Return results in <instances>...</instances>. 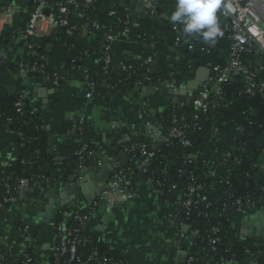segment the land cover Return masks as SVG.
Here are the masks:
<instances>
[{"label": "trees", "instance_id": "16d2710c", "mask_svg": "<svg viewBox=\"0 0 264 264\" xmlns=\"http://www.w3.org/2000/svg\"><path fill=\"white\" fill-rule=\"evenodd\" d=\"M62 1L65 0H49L48 3L54 7ZM12 3L23 4L21 0H12ZM175 4L176 2L171 0L161 1L162 14L167 16L165 22L160 19L156 7L154 16L145 13L141 19H133L117 8H112L108 0H100L96 4L95 9H101L103 6L107 9L103 17L108 21L109 34H121L129 29L131 39L139 45H143L147 34H154L162 51L173 48L180 54L173 68L159 67L156 64L148 66L143 59L126 64L128 70H124L113 61L108 71L96 79L97 86L103 87L107 93H117L121 89L120 86L126 84L130 93L142 97L146 107H138L147 112L149 98L137 89H163V84L167 81H175L177 89H181L196 78L200 68L208 65L224 68L229 64L231 42L218 37L214 43L206 42L199 34L183 32L182 25L170 22ZM112 11L116 12L115 16L110 15ZM89 13L84 11L86 16H89ZM71 17H75V14ZM127 22L129 25H126ZM85 23L80 22L79 26ZM134 24L138 26L133 27ZM78 38L79 32L69 36L66 30H61L57 36V42L70 50V59L61 72L49 68L44 41L41 47L36 49L37 56L28 59L29 66H44V69L42 73L28 75V79L34 83H46L55 73L60 72L64 76L60 84L63 86L71 76H83L81 69L86 65L89 52L78 45ZM4 39H10V44L15 43L11 35L7 34ZM178 40L179 45L176 47ZM191 47L193 49H190ZM258 60L260 57L253 53L242 58L244 64L253 66L252 70ZM174 68L177 69L176 72L173 71ZM9 69H12V66L0 55V74ZM147 78L151 79L149 87L144 86ZM137 82H143V86L138 87ZM246 86V78L238 76L223 84L221 96H216V86L209 83L211 104L206 113L196 109L188 101L175 104L172 99L167 107L154 113L164 135H168L172 129L183 128L185 137L190 142L189 147H184L179 139L172 138L161 149H156L145 138L137 137L125 145L110 143L99 147L88 144L85 158L80 159L77 153L83 146H77L70 150V160L63 163V167L68 170L66 174L59 171V164L47 152L41 115L26 97L28 87L22 90L23 94L0 93V135L15 133L22 137L17 145L16 162L0 171V201L18 197L21 180H29L33 186L44 182L55 186L62 180L69 179L81 166H87L93 160L99 163L107 155L119 161L123 154H127L128 164L122 171L131 183L132 192L136 191V182L141 180L151 183L162 199L178 197L184 201L191 188L202 187L194 197L199 201L198 205L190 210L179 208L180 214L175 219L177 226L183 223L184 226H192L199 231L198 241L194 244L186 264H229L246 257L257 259L258 255H262V258L257 261L264 264V242L255 239H236L233 242L228 240L233 215H239L240 209L241 215L247 216L252 209L264 208V179L261 170L256 168L264 153V98L260 95L245 94ZM18 102L23 104L21 111L18 110ZM78 127L81 128L79 132L82 135L92 137L89 119L82 125L78 124ZM134 145H147L149 151L155 154V158L147 165L139 150L127 153L126 150ZM209 148L217 151L218 158L227 161L229 165L239 163L240 167L228 176V184L206 176L205 155ZM251 193L254 194L253 197ZM202 198H206V201H201ZM238 202H241V207ZM63 213L70 215L64 217ZM86 214L67 209L57 212L56 226L61 224L71 231L82 232L83 225L77 218ZM214 229H218V232ZM31 233L34 238L33 245L23 247L21 252L8 246L1 247L0 256L3 260L0 264H39L35 260L38 231L31 227ZM74 238L78 241L84 239L82 234H75ZM93 251H99L100 258L88 263ZM28 259L32 262L27 263ZM190 259L193 261L190 262ZM45 264H126V261L122 254L111 250L103 242L85 241L79 244L78 258L75 261L71 262L68 256H58L55 251Z\"/></svg>", "mask_w": 264, "mask_h": 264}, {"label": "crops", "instance_id": "0c3cea01", "mask_svg": "<svg viewBox=\"0 0 264 264\" xmlns=\"http://www.w3.org/2000/svg\"><path fill=\"white\" fill-rule=\"evenodd\" d=\"M108 1L112 8H117L133 19H141L146 13L144 8L137 4L133 6L136 0ZM161 1L159 0V5L155 4V7L160 19L165 22L167 16L162 14ZM7 4V0L0 2L1 7ZM105 13V6L91 11L92 21H97L99 29L91 25L81 26L82 32L77 43L89 52L83 76H71L60 87H54L49 82L34 83L20 72L19 65L27 58L22 31L30 17L28 6L18 7L13 26L5 31L6 34H0V55L12 66V69L0 74V93L18 94L28 87L26 97L41 115L47 152L59 164V168L70 160V150L73 147L84 144L99 147L110 143L122 145L127 137H143L156 149L160 145L163 147L166 136L159 130L154 113L167 107L170 99L175 103L178 98L175 104H183L194 94L188 91L187 85L177 90L170 89L174 92L171 96H147L144 93L149 98L147 112L136 106V95L129 92L126 84L120 86L121 89L117 93H107L103 87L97 86L94 95L88 99L86 80L95 82L104 73V35L109 34L108 21L103 17ZM216 16L217 20L222 21L217 13ZM72 20L74 23H80L75 17ZM7 34L11 35L14 44H10V39L5 41ZM109 35L113 38V61L118 65L153 56L155 64L159 67L173 68L179 60L180 54L175 49L162 51L157 38L153 42L144 41L143 45H139L134 41L125 40L118 32ZM48 44L53 47L48 49ZM44 45L49 68L53 71H63L70 59V50L58 43L56 38L45 41ZM81 118L89 119L92 137L88 138L79 132L78 122ZM21 140L22 137L15 133L0 135V171L16 162L17 145ZM205 161L208 178L223 181L230 175L231 166L223 164L214 149H208ZM113 163L118 165V169L108 177L109 184L115 174L125 167L121 159L117 161L105 155L99 163L93 160L87 166H81L73 176L57 184V189L44 182L33 186L30 192L21 190L13 205L0 210V248L8 246L21 252L23 241L17 233V228L22 224L29 225L38 231L35 260L39 264H45L55 248L56 213L65 209L86 213L95 208L93 219L83 229V236L87 241L105 243L111 250L122 254L126 264H186L194 244L198 241L199 231L192 226L179 227L175 224V219L180 214L177 198L162 199L151 183L140 180L136 182V194L133 199L128 203L109 207L103 201L102 194L99 195L103 184L97 185L94 175L102 170L103 166ZM258 164L264 179V153ZM93 184L94 193L88 192L96 197L88 202L82 188L91 190L90 185ZM74 185H78L79 193L71 192ZM52 190L57 197H48ZM48 206L51 212L48 218L44 219L42 214ZM232 219L228 233L230 242L236 239L264 242V208L252 209L247 216L233 215ZM229 264L260 263L253 257H246Z\"/></svg>", "mask_w": 264, "mask_h": 264}, {"label": "built area", "instance_id": "2783aa9c", "mask_svg": "<svg viewBox=\"0 0 264 264\" xmlns=\"http://www.w3.org/2000/svg\"><path fill=\"white\" fill-rule=\"evenodd\" d=\"M8 4L5 7H2L0 12V34L5 33V31L12 27L15 21V18L18 14V7L25 5L28 6L30 10L29 21L22 31V39L26 43V55L27 58L21 62L19 65L20 72L24 75L30 74H39L42 73L44 66H29L28 59L31 57L37 56V48L41 47V44L44 41L55 39L61 32V30H66V33L69 36H73L76 32H79V36L82 32V27L79 26V23H74L73 18L71 17L75 14V18L79 22H86L83 24V27L93 26L96 29H99V24L97 21H92L91 11L95 9L96 4L100 0H65L54 7H51L48 3L49 0H21L23 4H13L12 0H7ZM143 5L146 13H149L151 16L155 15V2L154 0H137ZM264 1V0H263ZM45 9H51L49 15L44 14ZM84 11H88L89 16L84 14ZM217 14L222 18V21L217 20V27L219 31L218 38L227 39L231 42V54L229 59V64L226 67L208 65L207 68L210 71L208 81L204 84L203 88L195 92L190 98V102L193 106L206 113L210 108V93L208 89L209 83H213L216 86L215 95L221 96L222 88L221 86L233 78L242 76L247 80V86L244 90L247 95H260L264 98V23L257 13L254 6L248 0H221L220 7L217 10ZM111 16H115L116 12L112 11ZM92 22V23H91ZM126 25H129L127 22ZM138 24H134L133 27H137ZM121 36L132 42L133 40L130 37V30L126 29L121 33ZM156 40L154 34H147L144 37V41L153 42ZM113 38L108 33L104 35V45H103V57H104V73L108 71L110 66L113 64ZM179 45V40L176 43V47ZM190 49H193L192 47ZM255 54L257 57H260L255 63V69L252 70V65H246L242 61V58L246 55ZM5 58V57H4ZM6 59V58H5ZM155 64V58L149 56L145 59V65L151 66ZM124 70H128L126 64L121 65ZM174 72L177 69H173ZM85 69H81L83 74ZM216 77V79H214ZM64 76L58 72L49 79L54 87H59ZM148 83H151V79L147 78L144 86H148ZM138 87L143 86V82H137ZM87 86V98L90 99L97 85L91 80H86ZM149 87V86H148ZM147 88V87H144ZM152 88V87H149ZM155 91L160 90L159 88H152ZM163 89H174L177 90L175 81H167L163 84ZM23 94V92H21ZM136 106L146 107V104L139 96L134 97ZM18 110L21 111L23 104L22 102L17 103ZM36 111V110H35ZM145 112V111H144ZM86 118H81L78 122L79 125H82L86 122ZM176 122V121H175ZM158 128L162 131V126L158 124ZM185 128V127H184ZM81 132V128L78 127ZM163 133V131H162ZM166 136V143L169 139H179L184 147H189L190 142L186 139L183 128L172 129L170 133ZM137 137H127L122 145L129 144L132 140ZM87 145L84 144L83 149L77 153V156L80 159L85 158L87 152ZM139 150V153L145 158V164H149L154 158L155 154L149 151L147 145H134L131 149H127L126 152L129 153L133 150ZM217 154V151H216ZM196 159V158H195ZM222 161V160H221ZM227 161H222L223 164H227ZM231 173L235 172L239 167V163L230 165ZM256 168L259 170L260 165L257 164ZM59 171L63 174H66L68 170L64 167L59 168ZM230 173V174H231ZM224 184H228V178L222 181ZM33 185L29 180H21L19 183L18 190H24L30 192ZM131 183L125 177L122 170L118 171L113 180L106 186V190L102 193L103 201L109 206L113 207L118 204L128 203L131 199L135 197L136 191L132 192L130 190ZM176 188V187H174ZM202 187H193L189 190V193L186 194V199L181 201L177 197L179 208L183 209H193L197 206L199 201L195 200L194 197L197 191L201 190ZM159 193V192H158ZM253 197L254 194L251 193ZM17 197L5 198L0 201V210L5 209L16 202ZM201 201H206V198H202ZM238 205L241 207V202H238ZM95 208H91L87 214L77 218L84 227L91 222L94 216ZM61 212V211H60ZM242 210H239L241 215ZM69 213H63L64 217H69ZM179 227H184L183 223L179 224ZM215 232H218V229H214ZM17 233L20 234L23 247H31L34 243V238L31 233V226L22 224L17 228ZM75 234H82L80 230L71 231L64 227L63 225L56 226L55 231V248L54 251L58 252V256H68L71 262L75 261L78 258L79 244L87 242L84 238L83 240H76L74 238ZM84 237V236H83ZM214 242V241H213ZM215 243V242H214ZM250 254L249 252H247ZM251 256V255H250ZM100 253L99 251H93L88 259L89 262H95L99 260ZM262 255H258L257 259H261ZM3 260V257L0 256V261ZM190 262L193 259L189 260ZM32 262L31 259L27 260V263Z\"/></svg>", "mask_w": 264, "mask_h": 264}, {"label": "water", "instance_id": "95a60500", "mask_svg": "<svg viewBox=\"0 0 264 264\" xmlns=\"http://www.w3.org/2000/svg\"><path fill=\"white\" fill-rule=\"evenodd\" d=\"M128 1V0H123ZM155 4L158 6L159 5V0H154ZM256 9L257 13L259 14L260 18L262 19L263 23H264V1L263 0H248ZM137 4L138 6L143 8V5L138 2L137 0L133 3ZM2 10V7L0 6V12ZM51 12V9H45L44 10V14L49 15ZM53 47L52 44H48L47 48L51 49ZM210 75V71L207 68H200L196 78L192 81H190L187 84V89L190 93H194L199 91L200 89L203 88L204 84L208 81V77ZM137 91H139L140 93H146L147 96H171L174 94V92L172 90L169 89H161L159 91H155L152 88H146L144 89H137ZM178 102V98L175 99V103ZM188 102H190V99H188ZM166 140V137H164V141ZM162 147V145H160L158 147V149H160ZM121 163L123 164L124 167L127 166L128 164V155L127 154H123L122 158H121ZM118 169V165L116 163L113 164H108L102 167V170L97 171L96 174L94 175V180L96 182V184H103L102 189H100L99 191V195H101L105 190H106V186L108 185V177L110 176L111 173H113L115 170ZM90 189L88 190L87 187H83L82 189H84V193L86 195L85 199L88 202H91L93 200V198L96 197V195H89L88 191H92L94 193V189H95V185H90ZM58 188V185H55V189ZM73 193H79L80 189H78V185H74L72 191ZM48 197L54 198L57 197L55 196V191L52 190L49 194ZM49 207V206H48ZM51 209L50 207L47 209H44L43 214H42V218L46 219L48 218V216L50 215Z\"/></svg>", "mask_w": 264, "mask_h": 264}, {"label": "clouds", "instance_id": "9594fccd", "mask_svg": "<svg viewBox=\"0 0 264 264\" xmlns=\"http://www.w3.org/2000/svg\"><path fill=\"white\" fill-rule=\"evenodd\" d=\"M221 0H176L170 22L183 26V32L199 34L206 42H215L219 35L217 10Z\"/></svg>", "mask_w": 264, "mask_h": 264}]
</instances>
